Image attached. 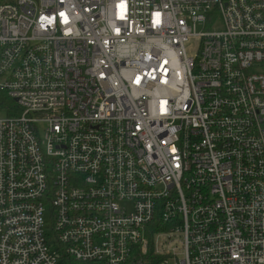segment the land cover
Here are the masks:
<instances>
[{
  "label": "built area",
  "instance_id": "2783aa9c",
  "mask_svg": "<svg viewBox=\"0 0 264 264\" xmlns=\"http://www.w3.org/2000/svg\"><path fill=\"white\" fill-rule=\"evenodd\" d=\"M0 92V264H264V0H0Z\"/></svg>",
  "mask_w": 264,
  "mask_h": 264
},
{
  "label": "trees",
  "instance_id": "16d2710c",
  "mask_svg": "<svg viewBox=\"0 0 264 264\" xmlns=\"http://www.w3.org/2000/svg\"><path fill=\"white\" fill-rule=\"evenodd\" d=\"M15 106V102L6 93L0 92V113H5L7 109ZM9 113V112H8ZM170 224H165L161 221H155L151 227L150 231V252L153 253V243L154 234L159 231H169Z\"/></svg>",
  "mask_w": 264,
  "mask_h": 264
},
{
  "label": "rangeland",
  "instance_id": "374dc122",
  "mask_svg": "<svg viewBox=\"0 0 264 264\" xmlns=\"http://www.w3.org/2000/svg\"><path fill=\"white\" fill-rule=\"evenodd\" d=\"M206 28H210L209 25L206 26ZM198 30H202V27L199 26ZM1 116V115H0ZM40 129H42V127H40ZM45 221H46V231L47 232H51V224H52V219H51V210H50V207H48V210L46 211L45 213ZM180 246V243H177V244H172L171 247H174V246Z\"/></svg>",
  "mask_w": 264,
  "mask_h": 264
}]
</instances>
